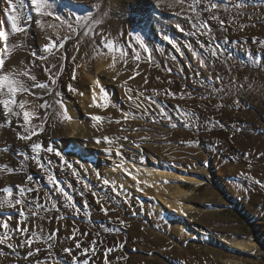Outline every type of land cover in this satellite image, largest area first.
I'll return each instance as SVG.
<instances>
[{
  "label": "bare ground",
  "instance_id": "1",
  "mask_svg": "<svg viewBox=\"0 0 264 264\" xmlns=\"http://www.w3.org/2000/svg\"><path fill=\"white\" fill-rule=\"evenodd\" d=\"M54 1L55 3L56 2L58 3V1L56 0ZM98 1L99 0H96L95 5H98L97 4ZM260 1L261 0H247V2L244 4L243 7H237L236 5H238L241 2V0H229L227 10H225L223 6L220 7L225 10V11L223 10V12L219 10L218 11L214 10V14L217 17H219L218 20L209 19V13L202 12L201 14L203 15V18L208 21L210 28H211L210 35H207V34H203L205 32V29H201L200 31H197L195 28H193L192 23L190 21L187 22L186 21L187 18L185 20L184 17H181L180 20H177L178 22L176 23V25H172L170 23L172 26L167 28V25H169L168 20H167V17L163 16L162 11L172 9V11L176 12L174 0H167V1L155 0L154 2H152L151 0L150 2L149 0H137V1L134 0L133 2L134 4H137L138 9L140 7L142 8L143 6L142 11L139 10V13L142 15V16L140 15L141 18L137 19L139 22L135 20L136 21L135 23V22H131L132 20L128 21L127 18H125L126 20L125 19L120 20L119 18V20L112 23V25L109 24L111 27L100 28L101 26H99L96 32H94L95 34H94V37L92 38L94 43H96L95 48L87 49V47H84L82 51L80 52H77L74 48L75 51L72 52L71 55L73 58H75V60L73 61L72 59H70V62L64 65L65 70H66L64 73L65 75L60 79V81H58L57 83L58 85L54 84L56 85L55 86L56 88L52 96V101L53 102L54 100L62 101L67 111V115L70 117V119L64 120V122H62L61 118H58L55 115V111L59 109V105L54 104V106L51 108V111H48L47 132H50L51 136L53 135L56 138L60 137L61 138L60 141H65L64 143L66 144H67V141L69 142V145H67L70 147L68 152L71 150V153H67L68 155L65 158L67 163H73V165L77 166L78 170L76 173H79L80 175H87V177H89L88 184L91 185V183L96 182L97 190L100 189L101 192H105L107 194L108 192H110L109 199L112 202L114 203L116 202L117 198L114 199L113 197L118 195L120 198H118L117 201H119V199H121L120 202L122 203L124 201L126 204L124 205V208L126 210L129 209L128 206L134 203V200L137 199L138 196L142 197L146 195V196L152 197V200H150L149 204H147L144 207L146 209L144 220H141L139 222H136L133 220H126V219L123 220L124 224L128 228L131 238L134 240V242L136 241L137 250L138 249L143 250L144 252H148V253H151L152 251L161 253L166 258L169 257V259H172V261L178 259L180 261L185 260L184 262L188 264H200L198 261H196V259L198 258V254L196 255L192 254V249H190L189 247L190 245L188 246V249L186 251H181L179 249L180 245L185 246V241L187 239L186 237L187 231L184 228L188 226L195 233H197L198 238H200L202 240L203 245H205L204 248L207 252H206V255L204 256V259H206L209 264H242V261L239 259H236V257L234 256L233 257L228 256V258L224 259L222 250H219V247H224L231 251H238L241 253L245 252L247 254H252L256 256L260 255L259 248L251 241V239L241 240L239 235H237L238 237H235L236 235H230V234L227 235V233L229 232L227 233L220 232V230L224 231V228L220 226L212 228L214 221L210 220L211 218L209 217L208 213H205L206 212L205 209H208V208L205 207L204 204H202L201 207H198L197 203L200 202L199 198L197 196L188 194V190L184 189L185 187L183 186L184 184L185 185L190 184L194 188H199L202 185H204L205 182H210V183H214L216 187L219 188V190L216 188L218 191H220L221 189V191L223 190V192H226L224 191L223 187H225V190H226V186H227L229 193L231 190V192L235 194L236 196L237 194L238 195L240 194L242 196L247 195V194L253 195L255 192H259L262 190L260 187V184L262 185L264 183V165L259 166L256 164V162L254 163L245 162L244 160H242L243 159L242 157H239L241 156L240 154L241 150L240 152H235L234 150H236L235 148L242 149L244 147L243 145L245 144V141L242 139H236L234 141L228 140L229 138L227 137L229 136V134L226 135L225 132L222 133L223 131H226V130L223 127H222L223 129H221V126L220 127L217 126L218 124L216 125L215 122L213 121L214 119H217V118L219 119L220 117L219 115L217 116V115L209 113L208 116H204L203 120L198 119V118L196 119V125L200 126L203 129V131H205L204 138L207 140L206 141L208 145L207 150L211 151L208 147L210 148L215 147L218 150L222 147L225 150V153L227 155L226 157L230 158L229 162H231V164L229 166L224 167L222 166V163H220L222 158L219 160V158L217 157L215 153L213 154L212 152H208L211 156L213 155L212 157L214 159V163L216 164V166H219V171L217 173V177H218L217 180H219V182L217 181V183L215 182L216 179L212 177L210 169L203 170L200 168L198 164H196V167L195 166L193 167V165L195 164L192 165V163L190 164L189 161H188V164H185L186 159L184 158L186 157L185 156L186 154L184 153H187L190 150L180 149L178 148V146L175 147L173 145H165V143L150 144V142L152 141V140L150 141V139L153 137L152 135H149V136H152V137H149V140L148 138L147 140L143 138L144 140H146L145 142L137 143L133 141L132 139L130 141V138H129L130 134H127L125 136V137L128 136L127 139H123L122 137L119 141L115 140V142L112 145L108 146V148L111 147V154H108L104 148H103L104 150H100L103 147V146L100 147V145L106 144V143L104 142L96 143L97 138L102 139L103 136L105 135H107L108 137L109 136L117 137V136H120L121 133H119L115 129L106 130L105 129L106 124L105 125L99 124V123L93 122L91 119V117L94 115H101L103 112L107 113V111L109 112L110 110H112L110 109L111 107L110 105L113 101V96H112L113 94L111 95V93L108 94L106 91H104V93L106 94V100H102L101 92H100L101 88H104L105 86L108 87L109 84L112 83V81H115L113 83L116 86H118L119 84L121 85V83L125 84V81L128 82V78L131 76V74H133L134 70L139 72V75L136 76L135 78L136 80L135 79L129 80V85L132 83L136 84V86L137 84L141 85L142 83H144V78L146 77L148 79V84L152 83L151 85H154V86L157 84L156 87L159 86V88L162 89V91L160 92L161 94L158 95L159 98L165 97V95L163 94L164 89H169V87H172V89H174L173 92L176 93V96L171 97V101H175L176 103L180 102L181 103L180 105L182 106L181 109H184V110H190V111L196 110L197 112L198 108H202L203 110V108L210 107L209 110L212 111L211 107L214 105H217L216 111H218L221 109L220 105H225V104L229 105V104L234 103L235 97L238 94L243 93V92H249L251 93V96L253 97L262 96L259 94L260 92H258L255 87H254L255 89H252L251 88L252 86L250 87L247 82L245 83L246 75H247L245 71H246V66H247L246 64L249 63L251 65H257L258 67L261 68L262 70L261 72L264 73V63H263L264 62V24L258 20L260 24L257 23L256 25L254 21H251L249 17L246 16L243 12L244 7L250 6L251 8L249 9V12H248L250 17L251 16L256 17L260 12V10L257 9L258 3ZM121 2L122 0H111L109 4V8L112 11L113 17H116V11L118 10ZM151 2L152 3L156 2V3L153 6ZM54 8L56 12L55 11L52 12L53 10L51 11L50 10L51 8L49 9V11L52 12L54 18L53 17L50 18L52 14L50 15V17L46 16V18L39 17L40 18L39 20H41V24L43 25V27H41L40 25H37L36 30L35 29L34 30H35V34L38 37L42 36L41 38L44 39L45 44H54L55 46H58L57 44H60L62 38L64 39L65 37H68L70 35L72 36V32L70 28H67L66 25H63L61 23V18L58 12L59 10H56L55 6ZM121 8L123 9V6ZM185 8H183V10H185ZM200 8H203V5H200L199 9ZM187 10H188V12H186L187 15H190V14L194 15L192 10H189V7L187 8ZM179 13L183 14L181 12ZM57 17H59V19H57ZM150 17L152 18V21L156 19L157 22L156 21L155 22L156 24L159 25V26H156V37L154 40H156L157 38V40H159L160 42L153 44L154 45L153 50L161 51V54L158 55V58L160 56L159 59L163 62L162 64L164 63L171 64L170 61L165 60L164 57L165 56L167 57L168 53L166 52H169L168 59L170 60V58L172 57V54L176 55L175 52L177 51V49H179L180 53H186V52L192 53V51L189 50L191 48L192 50H195L198 54L205 55L207 56V58H209L210 67L212 66L217 72V74L215 73L212 76H209L210 72L209 71L207 72L205 66L201 67L199 62H196V64L200 68H196V66L189 67L188 65H184V64H182L183 66L180 67V66H176V63L174 62H173L174 64L172 65L175 67L176 74L179 72H181L183 76L187 74L186 78L188 80L187 81L188 85H195V84L205 85L206 83H209V84L216 83L217 84L219 82H216L217 81L216 77L219 76L220 77L219 81L222 82L221 84L224 83V85L219 84L216 86L218 89V92H220L219 97H216V96L214 97L216 101H211L209 98H206V97L205 99H201L202 95H199V94H198L199 96H191L190 98L189 96L185 95L184 98L181 99L180 98L181 93L178 92L175 88L178 84L179 85L184 84L180 82L181 79L179 81L177 80L178 82L173 80V82L169 84L167 80L169 79L170 81H172V78L170 76L167 77L165 74H163L162 73L163 70H161V67H156V66H154V68L153 66L149 67V65H147V61L143 60L145 56L144 57L142 56L143 58L140 59L142 61L141 62L140 60L130 61L132 59L130 55L131 58L130 60L129 58L127 59V64L124 61H123L124 64L123 63L121 64V63H118L116 59V56L119 57V55H114L115 54L114 52H108V54L105 53L104 50L107 51V49L102 47V45L100 44V40L105 35L108 37V34L111 35L110 36L112 37L111 39L113 38L116 39V35L121 34L123 29H127V31H130V30L133 31L135 28H138V31H137L138 34L142 37V39L145 42L147 35L151 31L150 32L146 30L144 31L142 27L144 26L143 23H147V19ZM191 17L194 20V16H191ZM220 20L224 21L223 27H221L220 25ZM152 21L149 23L150 25L153 24ZM165 21H166V24L161 26L160 24ZM169 22H171V19ZM137 23L139 24V26L142 28L143 31L140 30L141 28L139 29V27L137 26L138 25ZM49 25H54L58 27H49ZM219 28L228 29L229 31L227 33L228 35L223 36L222 34H220L218 38H214L213 37L214 32L212 31V29H219ZM245 30H246V35H243ZM99 32H101V34H99ZM247 33H249V36ZM160 36H163V37L161 38ZM128 40L130 41V43L132 42L131 44L136 49L139 47L138 45L135 44V42L133 43V39L130 36H128ZM178 40L182 41L183 45L186 46L184 50H181V47L179 44L180 42L179 43L177 42ZM9 42L11 45V42H14V41H9ZM146 45L151 47L152 44L149 42V44L146 43ZM209 48L215 49L217 53L215 57L211 55V53L209 52ZM101 51L104 52L102 55H100ZM189 53L187 54L189 55ZM114 58L116 62L113 66ZM21 59H25V61H28L29 57L28 58L22 57ZM16 62L17 61H15L14 63ZM14 63L11 60V55H10L9 59L6 61V66H9L11 64L13 65ZM225 63L233 65L234 68L231 70L227 69ZM159 65L161 66V64ZM201 69H203V71ZM73 70L75 71V76H76L75 79H72L71 73L73 72ZM173 72L174 70H171L170 72L171 75L173 74ZM158 77L161 78V80L158 79L159 83L158 82L156 83V80ZM252 77H255L261 83H264V75L260 76L254 73V76ZM210 78H211V82H209ZM241 82H244V84H242ZM69 84L73 86L75 91H69L68 89ZM240 85H242L243 89L237 91L236 89H239ZM122 86H124V88L126 89V85H122ZM55 93H59V95L57 96L55 95ZM118 95L120 98V95H121L120 91ZM94 97H95V102H94ZM28 100L29 99L27 98V101ZM29 101L30 103L37 102L35 97L31 98ZM104 103H107V107H97L96 106V105H100ZM36 104H39V103L37 102ZM39 114H40V117L43 118L42 113H39ZM83 114H88L91 120L90 119H89L90 121L86 120L87 118L86 117L85 118L86 122L83 121L81 117V115ZM179 115H180V119L184 121V117L180 111H179ZM222 116L225 120H230V121L232 119H234L235 121L238 119H241L240 115L228 114L224 112L223 110H222ZM39 122H40L39 120H37L36 122L33 121V123H39ZM64 123L67 126H64ZM178 134L181 135V139L179 137L178 138L175 137V141L178 144L179 142L189 143V141H191V136L190 138L188 137L189 133H187V136H184L185 134L183 133L181 134L178 133ZM4 135H7V133H5V131L2 130L0 132V138H3ZM72 137L75 138V140ZM259 141H260L259 139L252 140L250 143V146H249V142L247 141L246 142L248 146L247 149L248 150L251 149L252 151L255 148V143L260 144ZM124 143L126 145L128 144V146L130 147H137L136 149L141 150L140 154L138 155H134L131 153H124L122 155V158L124 160L123 167L128 169V172H130L131 175L123 171L122 168L117 167V165L121 163V157H118L116 155V151L118 147L123 148L125 150V147L123 146ZM166 144H168L167 141H166ZM121 145L122 147H120ZM60 146H62L64 149V146L62 145V143L56 142V147H60ZM86 146H90V147L96 146L97 147V148L94 147L96 148V153H94V156L92 154L89 155L88 153L85 152ZM65 148L68 149V147H65ZM98 149L100 150L99 152H97ZM128 151L130 152L131 149ZM177 154H180L181 156ZM95 156L98 157V160L100 157H102V160H100L102 161L101 162L102 164L96 165L93 162L95 160L94 159ZM54 157H56V155ZM223 164H226V163H223ZM246 164H256V165L251 170L249 169L250 166H247ZM189 166L191 168L187 169ZM54 167L56 166L54 165ZM57 173H60V176L63 177L64 179H68L69 177H71L69 173H72V172L68 170L67 164H62L60 166L59 165L57 166ZM228 175H231L230 177L233 181V184L228 182V184L226 183V186H225L224 184L226 182V178H228L227 177ZM133 177H135V179ZM70 179L72 181L74 180L72 178ZM105 179H107L110 182L108 185L103 184V180ZM237 179H242V180H239V182L240 181L242 182L237 184V181H238ZM81 180L79 177V180H77L74 185L77 191V196H78L77 201L81 202L82 200H84L83 203L84 202L88 203V206H90V208L93 209V211L92 210L91 211L94 213V216L96 217V218L94 217L95 221L100 220V216L103 213L98 214V212L100 213L102 206L99 204L98 206L95 203V200L98 199L97 194H95L97 191L94 194L93 193L89 194L88 191L84 189V185L81 184L82 183L80 182ZM257 182L259 183L257 184ZM113 187L115 188V191H113ZM94 189L95 188H93V190ZM88 190H91V189H88ZM115 193L117 195H115ZM83 194L85 195V198L82 196ZM233 194H230V195H233ZM82 197L84 199H82ZM93 198L95 199L94 201H93ZM262 198L264 199V194ZM254 201L257 202L256 200ZM254 203L253 202L251 203L252 206L254 205ZM208 204L209 203H207V205ZM258 205H259V208L262 207V210L264 209V206H263L264 203L263 205L262 204L261 205L258 204ZM196 207H198V209H196V211L193 212ZM0 210L4 212V209H0ZM8 210H10V208ZM203 213L205 214L203 215ZM257 213L258 212H256V214ZM74 216L71 218H74ZM109 217H114L116 219V214H113L112 216H109ZM180 217H182L183 219L182 218L178 219ZM102 218L105 219V216H102ZM186 219H190V221ZM194 219H196L199 223L198 222L197 224L191 223V220L195 222ZM164 221L166 222L176 221L177 222L176 223L177 227L174 229V232H173L175 240L170 241V243L167 240H166L167 243H164V239L161 237L162 235H160L157 231H151V228L154 229L156 227H159L158 229H162L160 228V225ZM127 222L129 223L128 225H127ZM157 222L160 223V225H158ZM172 223H175V222H172ZM198 224L204 225L205 227L200 226L201 228H197V226H199ZM104 227L106 229V226ZM36 228L39 234L41 235L45 233L47 235V232H49V229L45 226V224L40 223L38 224ZM91 228H92V225L90 224L87 225L86 227L85 225L83 226V225H78V224L68 223V222H63V221L55 223L53 226V229L59 232V238L61 240L59 239V243L56 244V250L53 251V254L59 253V256L61 258L63 254H67L66 257L68 258L66 259H69V257H71L72 259L73 257L78 258L79 256L84 255V250L88 249V252H91L95 256H98L99 252L95 251L93 253L91 251L93 247L92 245L93 240L96 241L95 247L99 249V245H98L99 237L95 236L92 233L91 234L88 233L91 230ZM74 229L77 231V232L75 231L76 233H74L73 231ZM158 229H155V230H158ZM212 229H217V231L213 232ZM84 232L87 233V235H84ZM204 232L207 234H205ZM73 235H75V239L74 241H70L71 240L70 237H72ZM210 236H211V239L209 240L216 241L219 247L213 245L212 243H210V241L207 240L208 237ZM217 239L221 241H217ZM65 240L67 241L65 242ZM77 242L81 244V248L79 249L76 248ZM64 248H70L71 254L73 255V257L72 255L70 256L68 253H65L63 251ZM45 255L46 253L41 254L42 257H44ZM144 256H141V255L137 256L136 259L132 261L130 264H167V263H164L159 257H156L154 255H151L152 258H148ZM187 259L188 261H186ZM222 259H224V261ZM219 260L222 262H220ZM0 264H10L9 259L8 258L3 259L0 257ZM93 264H100V260L99 259L94 260Z\"/></svg>",
  "mask_w": 264,
  "mask_h": 264
},
{
  "label": "rangeland",
  "instance_id": "2",
  "mask_svg": "<svg viewBox=\"0 0 264 264\" xmlns=\"http://www.w3.org/2000/svg\"><path fill=\"white\" fill-rule=\"evenodd\" d=\"M56 1H58V3L57 2L55 3L54 0H48V2H50V4H51V9L50 8L49 9L51 11L53 10L52 12H54L55 11L54 6H55L56 10H59L58 12H59V15L61 18V23L63 25H66L67 28H69L68 24L70 23L77 30L75 32L71 31L72 36L71 35L68 36L67 40H65V38L64 39L62 38L61 42H63V44H64L63 48H61L59 46L60 44H57L58 46H55L56 48L51 50L52 54H49V53L45 54L43 49H44L45 45H48V44L44 43V39L41 38L42 36L38 37L35 34V30L37 27V24L35 23V21L37 19H40L39 17H45L46 18V16H37L34 12H32L31 13V15H32L31 20L25 19V21L21 22V27L24 29V31L18 32V33H12L10 25L7 21V12L9 11L8 0H0V23H1L0 27H3L4 30L9 33V39H8L7 43L10 45L9 41H14V42H11V45L12 44L16 45V47L12 49L10 55H11V60L13 61V63L15 61H17V62L14 63L13 65L11 64L9 66H6V70L23 71L25 69V66H27V68L32 72V74L36 76L37 82L47 83L49 85V88L52 89V93H48L44 89L32 88L31 85L33 84V81L28 80L27 77H22L23 79H25L27 81L29 88H30V91L33 94L30 95L28 93H19L16 97L17 102H19V100H22L25 98H26L25 100H27V98L30 100L31 98L35 97V99L38 103H43L45 101L52 103L53 102L52 96H53V93H54L55 88H56L55 86L58 85L57 84L58 81H60V79L65 75L64 73L66 70H65L64 65L66 63L70 62V59H72L73 61L75 60V58H73L71 55L72 52H74L75 50L77 52H80V51H82V49L84 47H87V49L88 48L89 49L95 48L96 43H94L92 38L94 37V34H95L94 32H96V30L99 28V26H101L100 28L111 27L110 25H112V23L118 21L119 18H120V20L127 18L128 21L132 20L131 22L136 23L135 20H137L138 18H141V16H142L139 13V10L142 11L143 6H142V8L140 7L138 9L137 4H134V2H133L134 0H129L131 2H129L128 0H124L125 1L124 2L122 0V2L120 3L121 6L119 5L118 10L116 11V17L112 16V11L109 8V4H110L111 0H99L97 3L99 5L98 8H96V7L94 8V5L96 4V0H72V1L71 0H56ZM151 1L154 2L155 0H151ZM163 1H167V0H163ZM18 2H19V0H12V3L14 5L17 4ZM149 2H150V0H149ZM152 2H151V4L154 6V4L156 2L155 3H152ZM174 2H175V11L176 12L172 11V9L162 11L163 16L167 17V20H168L169 25H167V28H169L172 25H176V23L178 22L177 20H180L181 17H184L185 20L187 18L186 21L188 22V21H190L189 17L194 16L193 14L187 15V13H186V12H188L187 8L189 7L190 4H192V0H174ZM135 5H136V7H135ZM122 6H123V9L121 8ZM132 6H134L135 8ZM185 7H187V8H185ZM183 8H185V10H183ZM250 8H251L250 6L244 7L243 8L244 14L246 16H248L251 21H254V23L256 25H257V23L260 24V22H262L264 24V0H261L258 3L257 9H259L260 12L256 17H252V16H251L252 18L250 17V15L248 13ZM30 9H31V1L28 0V4L25 7V12H29ZM49 9H48V11H49ZM179 10H181V11H179ZM189 10H191L190 7H189ZM198 10H199V8H198ZM218 10L223 12L224 9L219 8ZM11 11L18 13L19 10L14 8V9H11ZM52 12H50V13L52 14ZM128 12H129V14H128ZM179 12H181L183 14H180ZM153 14H154V12H153ZM87 15H91V16H94L96 18H101L102 23L100 25H97L95 27V29L93 30V33H91L88 37H84L83 36L84 29H81L78 27V25L76 24V17L77 16L83 17V16H87ZM52 17L54 18L53 14L51 15L50 18H52ZM150 18L147 19V23H143L144 26L142 28L144 29V31L146 30L148 32H150V31L152 32V33L150 32L145 39V43L149 44V42H150L152 44L151 47L147 46L148 48L150 47L149 52L152 56V59H151V62L148 61V53H145V54L143 53L142 56L143 57L145 56V57L143 58L141 56V58H143V60L147 61V65H149V67H152V66H153V68H154V66L161 67V70H163L162 73L165 74L167 77L170 76L172 78V82H173V80L178 82L181 79L182 81L180 80V82L184 83V84L183 85L178 84L175 87L178 92H180V93H191V96L202 95L206 98H209L211 101H216L214 99V97L215 96L219 97V95H220V92H218V89L216 86L221 84L222 82L216 81V82H219L217 84L215 83L216 85L215 84H209V83H206L205 85H197V84L188 85V82H187L188 80L186 78L187 74L183 76L181 72H179L180 74L175 73L176 72L175 67L172 65L174 63H176V66H180V67H182L183 66L182 64H184V65H188L189 67L196 66V68H200L196 64V62H199V59L194 58L192 56V53H189V52L180 53V51L179 52L176 51L175 52L176 55L172 54V57L169 60L168 59L169 52H166V53H168V55H167V57L165 56L166 58L164 57V59L167 61H170L171 64H165V63H164L165 65L162 64L163 62L159 59L160 56L158 58V55L161 54V51L153 50V47H154L153 44L160 42L159 40H157V38H156V40H154L156 37V26H159V25L156 24V22H157L156 19L154 21H152V18L151 19ZM170 19H171V22H169ZM194 19H195V16H194ZM201 19L205 20L203 18L202 14H201ZM258 20L260 22H258ZM151 21L153 22L152 25L149 24ZM165 24H166V21L162 22L160 25L163 26ZM137 26L139 27V29L141 28L139 26V24ZM142 28L140 29L141 31H143ZM249 30H251V29H249ZM249 30H247V31H249ZM126 31H127V29H123L122 33L119 35L117 34L116 39L115 38H113V39H115V41H118L119 44L123 45V48H125L124 49L125 51L128 49L127 50L128 56L126 57V59L129 58V60H130V58L132 57V59L130 60V61H132V60H134L133 56H132V51H129L131 49L128 48V46H127L130 43V41L128 40V36H129V32H132L133 36L135 34H138V32H137L138 28H135L133 31H131V30L127 31V32ZM212 31L214 32L213 33L214 38H218L220 36V34H222L223 36H227L228 35L227 33L229 32L228 29H225V28L212 29ZM51 34H52V32H51ZM99 34H101V32H99ZM247 34L249 36V33H247ZM243 35H246V30H245ZM110 36L111 35L108 34V37H110ZM251 36H253V35H251ZM104 37H107V36L105 35ZM160 37L162 38L163 36H160ZM110 38H112V37H110ZM126 41H128V42H126ZM89 42H90V44H89ZM134 42H135V40L133 39V43ZM177 42L178 43L180 42L179 44H180L181 50H184L186 48V46L183 45L182 41L178 40ZM126 43H128V44H126ZM0 44H2V42H0ZM124 45L127 47V49ZM74 48H75V50H74ZM136 50L142 52V50H140L139 47ZM104 51L106 54H108V51H106V50H104ZM103 53L104 52L101 51L100 55H102ZM114 53H115L114 55H119L118 52H114ZM187 53H189V55ZM183 54H185V55H183ZM23 55H25V56H23ZM130 55H131V57H130ZM198 55L200 57L205 58V68H206L207 72L208 71L210 72L209 76H212L215 73L217 74L215 69L212 66L210 67L209 58H207V56H205V55H200V54H198ZM39 56H46L47 59L41 60L38 58ZM19 57H20V59H19ZM22 57H25V58L29 57V60L25 61V59H21ZM99 57H101V56H99ZM116 59H117L118 63L124 64V62H123L124 60L121 61V59H119L118 56H116ZM158 62H159V64H161V66L158 64ZM41 64H43V65H41ZM225 64H226L227 69H229V70L234 68L233 65H231V64H228V63H225ZM61 65L63 66L62 72H61ZM246 65H247L246 71L244 70L245 73L247 74L245 83L247 82L250 87L252 86L251 87L252 89L256 88L257 91L260 92L259 94L262 96L253 97V96H251V93L243 92V93L238 94L235 97L234 103L229 104V105L228 104L220 105L221 109L218 111H216L217 105H214L211 107L212 111L209 110L210 107L203 108V110H202V108H198L197 112H196V110L195 111L191 110V111L196 113L198 119H202V120L204 119V116H208L209 113L217 115V116L219 115L220 116L219 119L217 118V119H214L213 121L215 122L216 125L218 124L217 126H219V127L221 126V129L224 128L226 130V131H223L222 133L225 132L226 135L229 134V136L227 137V138H229L228 140L234 141L236 139H242L245 141V144L243 145L244 147L242 149L235 148L236 150H234L235 152H240V150H241V153H240L241 156H239V155L238 156L242 157L243 158L242 160H244L245 162H251V163L256 162V164L260 166V165H264V86H263L264 83H261L258 79H256L255 77H252V76H254V73H256L257 75H260V76L264 75V73L261 72L262 71L261 68L258 67L257 65H251L249 63H247ZM253 66H255V67H253ZM45 69H50L51 71L46 73ZM168 69L174 70L172 75L168 71ZM201 70L203 71V69H201ZM71 74H73V72ZM49 75H51L54 79H56V81H57L55 83L56 85H53L51 83V81L48 79ZM131 76H132V74H131ZM250 77H252V78H250ZM159 80H161V78H159ZM159 80L157 79L156 83L157 82L159 83ZM167 81H170V80L168 79ZM113 82H115V81H112V83H110L108 87L105 86L103 88L104 91H106L108 94L109 93H111V95L113 94L112 95L113 101L110 105L111 107L109 106L110 109H112V110L109 109L110 110L109 112L108 111H107V113L103 112L101 115H99V116L104 117V119L101 122H99V124H104V125L106 124V128H105L106 130H108V129L117 130L119 133H121L120 136H117L120 138L125 137L127 134H130V137H129L130 141L132 139L133 141H135L137 143L138 142L143 143L147 140V138L149 140V137L153 136L150 139V141L152 140L150 142V144H152V143H154V144L165 143V145H173L175 147L178 146V148H180V149L190 150L192 152L188 151L187 153H184V154H186L185 155L186 157L184 158V159H186L185 164H188V161H189L190 164L191 163H192V165L195 164V165H193V167L194 166L196 167V164H198L200 166V168L203 170H209L210 169L212 177L214 179H216L215 182L216 183H217V181L219 182V180H217L218 179L217 173L219 171V166H216V164L214 163V159L212 157L213 155L211 156L208 152H212L213 154L215 153L217 155V157L219 158V160L222 158L220 163H222V166H224V167L229 166L231 164V162H229L230 158L226 157L227 155L225 153V150L222 147L219 150L216 149L215 147H213V148L208 147L211 151L207 150V146H208L206 143L207 140L204 138L205 137V131H203V129L200 126H189V127L184 126V121L180 119V115H179V111H178V109L182 108V106L180 105L181 104L180 102L176 103L175 101H171V97H167L166 95L163 98H159L157 95L155 98H156V100L163 103L166 112L169 114V119H164V118L160 117L159 109H157L155 107V105H152L151 107H149L148 111H149L150 115L140 117V111L141 110L136 109V108L131 106V102L127 99V96H126V89L131 88L133 90L132 91L133 96H135L138 92H141V91L144 92L145 96H151L153 94V90H157L158 92H161L162 89H160L159 86H157L158 87L157 88L156 87L157 84L155 86L151 85L152 83H149V84L148 83L147 84L142 83L141 85L137 84V86H136V84L132 83L129 85V78H128V82L126 84V89L124 88V86H122V85H125L124 83L123 84L121 83V85L119 84L118 86H116ZM241 83L244 84V82H241ZM221 85H224V83ZM169 89H171L172 91L174 90V89H172V87H169ZM214 89H216L217 91H214ZM242 89H243V87H242V85H240L239 89H236V90L239 91ZM119 91L121 93L120 98L118 95ZM121 96H122V98H121ZM3 98L4 97H0V99H3ZM140 100L143 101V97H141ZM143 103L145 106H147V101H143ZM130 109H131V111H133L136 114L137 118L124 121L122 119V112L129 111ZM16 110L18 111L19 109H16ZM222 110L228 114L240 115L241 119H238L239 121L238 120L235 121L234 119H232L231 121L225 120L222 116ZM37 111L39 113H42V116L44 117V113L45 112L48 113V111H51V108L37 109ZM81 117H82L83 121H85V122H86V120H88V121L91 120L89 118L88 114H83V115H81ZM85 118H86V120H85ZM116 120H120V123H116L115 122ZM33 121L36 122L37 120L36 121L33 120ZM61 121L64 122L63 119H61ZM0 122H4L2 105H0ZM65 123H64V126H67ZM173 123L176 125V127L171 126V124H173ZM20 124H22V118L18 120V119L13 117L11 124H7L6 122H4V126L0 127V132L3 130V131H5V133H7V135H4L3 138H0V198H2L4 195H6L2 191L3 188H10L12 190V196L10 197V199H13V201L16 198H20L19 192H18L16 186L17 185L24 186L26 184L27 187H29V188L39 189L38 194L36 191L30 192V193L26 192V196L31 197L33 199H36L37 195H38L39 196V203L45 205V207L48 209H51V202L54 201L57 204V209L50 210L47 212H42L41 214L45 217V219H40L38 216H31L30 213H28L27 210H25V214H26L27 219L23 220V223L20 224V227H26L29 230H28V232L23 233L22 235L16 233L15 231H10L9 235L11 236V239L8 241V243L13 244L14 247L9 248V247H7V244L0 245V257L1 258H3V259L8 258L10 264H38V261L43 262V264H54V261H59V264H74L73 258L71 259V257H69V259H66V258H68V257H66L67 254H63L62 258L59 256V253L53 254V251L56 250V244L59 243V239H60L59 238V232L54 230L53 226L55 223L63 221V222L74 223V224L83 225V226L85 225L86 227H87V225L90 224V225H92V228L90 230L91 232L89 231L88 233H90V234L92 233L95 236L99 237L98 238L99 239L98 240L99 249H97L95 247V249H96L95 251L99 252L98 256H95L91 252H88L87 255L84 254V255L76 258V260H78L80 262V264H83V261L85 259L89 262V264H93V261L97 260V259L100 260V264H105V252L109 248L113 249V251H111L107 255V259L109 261V264H130L139 255H141V256L145 255L144 257H148V258H152L151 255H154L156 257H159L164 263H167V264H188V263L184 262L185 260L180 261V260L176 259V260L172 261V259H169V257L166 258L161 253H157L154 251H152L151 253H148V252H144L143 250H139V249L137 250L136 241L134 242V240L131 238L129 231H128V228L126 227V225L124 223L123 224L120 223L121 221H123L125 219L126 220H133L136 222L144 220L145 219V213H146V209L144 207L147 204H149L150 200H152L151 196H146V195H144L142 197L138 196L137 199L134 200V203H132L128 206L129 209H127L128 210L127 211L124 208V205H126L125 202L124 201H123V203L120 202L121 199H119V201H117L118 198H120V197L116 193H115V195H117V196H114L113 198L114 199L117 198L116 199L117 203L116 202L114 203L109 199L110 192H108V194H107L105 192H101L100 189L97 190L96 189V182H93V183H91V185L89 184L88 189H91V190L85 189V187H84V189L86 191H88L89 194H92V193L94 194L97 191L95 194H97L98 199L101 198L100 200L97 199L98 202H97V200H95L93 198V201L95 200L96 205L99 204L102 206V209H101L100 213L98 212V214L103 213L100 216V220L95 221L96 217L94 216V213L92 212L93 209H91L90 206H88V203H86L87 207H84V205H85V202L83 203L84 200H82L81 202L77 201L78 196H77V191H76L74 185H75V182L78 180V178H77V176L73 175V171L77 172L78 168H77V166L73 165V163H67V161L65 160L66 156L68 155L67 153H71V150L68 152V150L70 149V147L67 146V145H69V142L67 141V144H66V143H64L65 141H60L61 140L60 137L56 138L53 135L51 136L50 132H47L48 119L44 121L45 129L42 133H40V135L38 137H33L31 141L19 140L17 138L16 134H17V132H21V133L23 132V129L19 127ZM33 124H37V123H33ZM64 132H65V130H64ZM178 133H180V134L183 133V134H185L184 136H187V133H189L188 137L190 138V136H191V141H189V143L185 142L186 144L182 143V142H179V144H178L175 141V137L176 138L179 137L181 139V135H179ZM149 135H152V136H149ZM47 137H49V138H47ZM73 137H75V136H73ZM115 137L116 136H109V138H115ZM143 138L146 140H144ZM73 139L75 140V138H73ZM257 139L260 140L259 141L260 144L255 143V148L252 151H251V149L248 150L247 149L248 146H247L246 142L248 141L249 146H250L251 141L257 140ZM119 140H116V141H119ZM166 141L168 142V144H166ZM36 142L41 143L43 145L44 149H46L48 147H51L54 149V151L52 153H49V152L44 151V150H40V164H37L36 161L33 159L26 158L25 155H21L23 153V154H26L27 157H31L33 155V152L31 150L30 145L32 143H36ZM56 142L62 143V145L64 146V149L62 146L56 147ZM101 142H103V139H101ZM101 146H103V147L100 150H104V149L108 148L109 144H101L100 147ZM123 146L125 147V150L123 148H120L122 155L124 153H131L134 155H138L141 152V150L136 149L137 147H130V146H128V144L126 145L125 143ZM65 147H68V149ZM79 147H77V148H79ZM94 147H96V146H93V147L86 146L85 152L88 153L89 155L92 154L94 156V153H96V148H97V147L96 148H94ZM130 149H131V151L129 152L128 150H130ZM100 150L98 149L97 152H99ZM56 152H59L61 155L60 156L56 155V157H54L55 156L54 154ZM222 153H223V155H222ZM177 155H180V154H177ZM223 156H224V158H223ZM61 157H63V161L61 160ZM91 159H92V157H91ZM94 159L95 160L93 162L96 165L102 164L101 163L102 161H100V160H102V157H100L98 160V157L95 156ZM49 161H50V163H49ZM223 163H226V164H223ZM62 164H67V165L71 164L72 165L71 168L67 167L68 170L72 172V173H69V175L71 177H69L68 179H64L63 177L60 176V173H57V166L58 165L60 166ZM256 164H246V165L250 166L249 169L252 170ZM54 165L56 167H54ZM215 166H216V168H215ZM9 168H11L12 170L9 171ZM21 168H22V171L20 170ZM190 168L191 167L189 166L187 169H190ZM49 174L53 175L57 179L60 187H62L64 189V191L66 193H68V195H70L73 198V201L80 207V209H81V211L79 213L80 216L75 215L76 216L75 217L73 214L75 212V210L69 209V208L64 206L65 201H64L63 196L60 193L55 191V185L51 184L48 180ZM78 176L80 177V180L82 179L80 181V182H82L81 184L85 185V183H88L89 177H87V175H80L78 173ZM230 176L231 175L227 176L228 178H226V182L224 184L225 186H226V183L228 184V182L233 184V181H232ZM28 177L32 178V180L30 182L27 179ZM70 178H72L74 180L72 181ZM237 180H238L237 184L242 182V181L239 182V180H242V179H237ZM263 184L262 185L260 184V187L262 189L261 191L255 192L253 195L247 194V195H243V196L240 194L239 195L237 194V196H236L235 194H233L231 192V190L229 193L227 186H226V190H225V187H223L224 191H226V192H223V190L221 191V189H220V191H218L219 188H217L214 183H210V182H205V184L199 188H194L190 184H186V185L184 184L185 185L184 189L188 190V194L197 196L199 198L200 202L197 203L198 207H201V205L204 204L205 207L208 208V209H205L206 210L205 213H208L209 217L211 218V219L210 218L209 219L214 221L212 228L220 226V227L224 228V231L220 230V232H224V233L229 232V233H227V235H229V234L230 235H236L235 237H238L237 235H239L241 240L242 239L243 240L244 239H251V241L259 248V251H260L259 252L260 255H258V256L252 255V254H247L245 252L241 253L238 251H231L227 248L219 247L217 245L216 241H210L209 240V239H211V236L208 237L207 240L210 241V243L219 247V250H222L224 259L228 258V256H232V257L234 256V257H236V259L241 260L242 264H264V223H263V221H264V212H263L264 209L262 210V207L259 208V205H258V204L263 205V203H264V199L262 198L263 194H264V189H263L264 185ZM93 188H95L96 190L94 189L95 190L94 191ZM45 193H48V195L51 196V198H52L51 201H49L48 199L45 198ZM230 194H233V195H230ZM101 195H102V197H101ZM82 196L85 198L84 194ZM260 196L262 199L260 198ZM83 197H82V199H84ZM254 200H256L257 202H255ZM147 201H148V203H147ZM252 202L253 203L255 202L253 206L251 204ZM207 203H209V204L207 205ZM20 207L21 206H16V209L8 210L9 208L5 206L3 208L4 212L0 210V224H2L5 220H8V222L10 224V229H15L17 227V221L21 219L18 215V210H17ZM103 207H104V209H103ZM198 207H196L193 212H195L196 209H198ZM88 208H89V210H88ZM105 208L107 210L108 209L109 210L107 211ZM192 208H194V207H192ZM254 210H256V211H254ZM143 211H145V212H143ZM256 212H258V213L256 214ZM205 213H203V215ZM71 214L74 216V218H71V217H73ZM113 214H116V219L114 217H109V216H112ZM57 216H63V217H65V219L57 220L56 219ZM102 216H105V219H103ZM146 216H147V214H146ZM9 217H11V219H9ZM48 217H50V219ZM181 218L182 217H180L178 219H181ZM186 220L190 221V219H186ZM194 221L195 222H193V220H191V223L197 224L198 221L196 219H194ZM172 222H175V223H172ZM40 223L45 224V226L49 229V232H47V235H46V233L41 235L37 231L36 227ZM176 223H177L176 221H170V222L164 221L160 225V223L157 222V224L160 225V228H162V229H158L159 227H156L154 229L151 228V231H157L160 235H162L161 237L164 239V243H167V241H169V243H170V241L175 240L173 232H174V229L177 227ZM128 224L129 223L127 222V225ZM104 226H106V229ZM200 226L205 227L204 225L200 224L199 226H197V228H201ZM110 227L113 229V231ZM155 229H158V230H155ZM184 229L187 231V233H186L187 239L185 241V246L180 245L179 249L181 251H186L188 249V246L190 245L189 247H190V249H192V254L193 255L198 254V258L196 259V261H198L200 264H209L208 261L206 259H204V256L206 255L207 251L204 248L205 245H203L202 240L200 238H198L197 233H195L190 227L187 226ZM109 230H110V232H109ZM212 230H213V232L217 231V229H212ZM4 231H5L4 229L0 228V234H3ZM53 231L56 232L55 238L54 239H48V237L52 234ZM218 232H219V230H218ZM33 233H36V236H38L39 239H37L36 236H33ZM205 234H207V233H205ZM28 237H31L33 239V245L32 246L34 247V249H40V251L35 256L28 257L26 259L28 250H30V249L28 247L27 248L26 247H23V248L16 247V245H18L21 241H23L24 239H27ZM62 241H64V240H62ZM66 241L67 240H65V242ZM70 241H74V239H71ZM217 241H221V240L217 239ZM33 247H32V249H33ZM49 252H51L53 254L52 257H49V255H48ZM42 253H46V255L44 257H42L41 256ZM69 255L71 256L72 254L70 253ZM72 257H73V255H72ZM224 259H222V260L224 261ZM186 261H188V259ZM220 262H222V261H220Z\"/></svg>",
  "mask_w": 264,
  "mask_h": 264
},
{
  "label": "snow or ice",
  "instance_id": "3",
  "mask_svg": "<svg viewBox=\"0 0 264 264\" xmlns=\"http://www.w3.org/2000/svg\"><path fill=\"white\" fill-rule=\"evenodd\" d=\"M246 2L247 0H241V2L236 6L243 7ZM228 3H229V0H192V4H190L189 7L194 13L195 19L193 20L192 17H189V20L192 23L193 28H195L197 31H200L201 29H205V32L203 34L210 35V31H211L210 25L207 20L201 19V13L208 12L209 19L218 20L219 17H217L214 14V10H218L221 6H223L224 9L227 10ZM27 4H28V0H19V2L15 5L12 3V0H8L9 11L7 12V21L10 25L12 33H18V32L24 31V29L21 27V22L25 21V19L31 20L32 12H34L37 16H50L51 15V13L48 11V9L51 8V4L48 2V0H31V9L29 12H25V7L27 6ZM200 5H203V8H200L198 10ZM94 7H99V5H94ZM14 8L19 10L18 13L11 11V9H14ZM57 19H59V17H57ZM35 23L43 27V25L41 24V20L37 19ZM101 23H102L101 18H96L91 15H87L83 17H80V16L76 17V24L78 25L79 28L84 29L83 31L84 37H88L91 33H93V30L95 29V27L97 25H100ZM220 25L221 27L224 26L223 20H220ZM49 27H58V26L49 25ZM68 27L73 32L77 30L70 23L68 24ZM129 36H131L135 40V44L139 46L140 50H142V52L137 51L134 46L129 44L128 47L131 48L133 59L136 61H139L141 59L142 53H148V61L151 62L152 57L149 52V48L147 47L142 37L139 34H135L133 36L132 32H129ZM8 39H9V33L6 32L3 29V27H0V42H2V44H0V97H4L3 99H0V105H2V109H3L4 122H6L7 124L12 123L13 117L18 120L22 118V124H20L19 127L23 129V132L22 133L17 132L16 134L17 138L22 141H31L33 137H38L40 133L44 131L45 129L44 121L48 119L47 112H45L44 117L41 118L37 109H48V108H52L54 104H58L59 109L55 111V115L58 118H61L63 120H68L70 119V117L67 115V111L62 101H59V100H54L53 103H49L45 101L39 104H36L35 102L30 103L29 101L25 99L19 100V102H17L16 97L19 93H28L30 95L33 94L30 91L27 81L23 79L22 77H27L28 80L33 81V84L31 85L32 88L44 89L48 93H52V89L49 88V85L47 83L37 82L36 76L32 74V72L27 68V66H25V69L23 71L6 70V61L9 59L12 49L16 47V45H9L7 43ZM67 39L68 37H65V40ZM100 44L102 45L103 48L107 49L108 52H118L119 59L124 60V62L127 64L126 57L128 56V52L125 51L123 46L119 44L117 41L111 38H108V37H103L100 40ZM59 46L63 48L64 47L63 42H61ZM54 47H55L54 44L45 45L43 51L45 53L52 54L51 50ZM189 50L192 51V56L194 58L199 59L200 66L204 67L205 58L200 57L195 50H192L191 48ZM177 51H179V49H177ZM209 52L211 53L213 57L217 55L215 49L209 48ZM38 58L41 60L47 59L46 56H39ZM115 62L116 61L114 58L113 66ZM50 71H51L50 69H45L46 73ZM62 71H63V66L61 65V72ZM168 71L171 72V69H168ZM138 75H139V72L134 70L132 76L129 77V80H134L136 76ZM75 78H76L75 71L73 70L72 79H75ZM48 79L51 81L53 85L57 82L56 79H54L51 75H49ZM157 79H159V77ZM216 80L219 81L220 77L217 76ZM209 82H211V78ZM147 83H148V79L145 77L144 84H147ZM168 83L171 84L172 81H168ZM126 84H127V81H125V85ZM68 89L69 91H75V89L73 88L71 84L68 85ZM132 91L133 90L131 88H127L126 96H127V99L131 102L132 107L141 110L140 117L150 115L148 109L152 105H155V107L159 109L160 117L164 119H169V114L166 112L163 103L156 100L155 98L157 95L161 94L160 92H158L157 90H153V94L151 96H145L144 92L141 91V92H138L135 96H133ZM214 91H217V90L214 89ZM100 92H101V99L106 100V94L104 93L103 88H101ZM163 94L168 97L176 96V93L173 92L171 89H164ZM55 95L58 96L59 93H55ZM185 95L189 96V98L191 97V93H181L180 98L183 99ZM141 97H143V101H147V106H145L143 101L140 100ZM201 99H205V97L202 96ZM94 102H95V97H94ZM96 106L97 107H107V103L96 105ZM16 109H19V110L17 111ZM178 111H180L184 117L185 127L197 126L196 125V119H197L196 113L190 110H184V109H178ZM135 118H137L136 114L133 111H131V109L129 111L122 112V119L124 121H127L129 119H135ZM91 119L94 122L99 123L104 119V117L99 116V115H94L91 117ZM33 120H39L40 122L37 124H33ZM4 122H0V127L4 126ZM115 122L120 123V120H116ZM171 126L176 127L174 123L171 124ZM102 139L104 143L112 145L115 142V140H119L121 138L120 137L109 138L107 135H105L103 136ZM123 139H127V137H123ZM96 143H101V139L97 138ZM30 147L33 152V155L31 157H27L26 154H23V153L21 155H25L26 158L35 160L37 164H40V150H44L49 153H52L54 151V149L51 147L44 149L43 145L38 142L32 143ZM120 147H122V145ZM105 151L108 154H111V147L106 148ZM55 155L60 156L61 154L59 152H56ZM116 155L118 157H121V163L117 165V167L122 168L123 171L131 175V173L128 172V169L123 167L124 160L122 158V153L119 147L117 148ZM61 160L63 161V157H61ZM67 167L71 168L72 165L68 164ZM11 170L12 169L9 168V171ZM20 170L22 171V168ZM73 175L77 176L79 180L78 173L73 171ZM133 178L135 179V177ZM27 179L29 182L32 180L31 177H28ZM48 180L51 184L55 185V191L60 193L63 196L64 201H65L64 206L69 209H74L75 210L74 215H79L81 211L80 207L73 201V198L70 195H68V193H66L62 187H60L57 179L53 175L49 174ZM109 183L110 182L107 179L103 180L104 185H108ZM84 187L85 189H88L89 184L85 183ZM16 188L19 192L20 198H16L14 201L13 199H10V197L12 196V190L10 188H3L2 191L6 195L0 198V209H3L5 206H7L10 209H16V206H21L19 209H17L18 215L21 219L17 221V227L15 229H10V224L8 220H5L2 224H0V228L5 230L3 234H0V245L7 244V247L9 248L14 247L13 244L8 243V241L11 239V236L9 235L10 231H15L16 233L22 235L23 233H26L29 230L26 227H20V224L23 223V220L27 219L25 210H27V212L30 213L31 216H38L40 219H45V217L41 214L42 212H47L50 210L57 209V204L54 201L51 202V209H48L45 207V205L39 203L38 195L36 199L26 196V192L30 193V192L36 191L38 194L39 189L29 188L27 187L26 184L24 186L17 185ZM113 191H115L114 187H113ZM45 198L48 199L49 201H51L52 199L51 196L48 195V193H45ZM84 207H87L86 203ZM48 218L50 219V217ZM9 219H11V217H9ZM56 219L61 220V219H65V217L57 216ZM120 223L123 224L124 222L121 221ZM73 231L75 233L76 230L74 229ZM84 235H87V233H84ZM33 236H36V233H33ZM55 236H56V232L53 231L52 234L48 237V239H54ZM36 238L39 239L38 236H36ZM70 239H75V235L70 237ZM32 245H33V239L31 237H28L27 239H24L18 245H16V247H21V248L28 247L30 249L27 253V257H26L27 259L28 257L35 256L40 251V249L33 250ZM92 245L93 247L91 251L94 253L96 250L95 240L92 241ZM76 248L77 249L81 248V244L79 242L76 243ZM63 251L65 253H69V254L71 253L70 248H64ZM111 251H113V249L109 248L105 252V264H109L107 255ZM87 252H88V249H85L84 254L87 255ZM48 255L49 257L53 256L51 252H49ZM73 260H74V264H80V262L76 260L75 257H73ZM38 264H43V262L38 261ZM54 264H59V261H54ZM83 264H89V262L85 259L83 261Z\"/></svg>",
  "mask_w": 264,
  "mask_h": 264
}]
</instances>
